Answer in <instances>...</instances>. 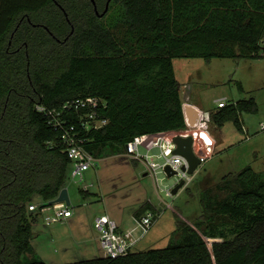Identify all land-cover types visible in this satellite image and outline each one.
Masks as SVG:
<instances>
[{"label":"trees","instance_id":"1","mask_svg":"<svg viewBox=\"0 0 264 264\" xmlns=\"http://www.w3.org/2000/svg\"><path fill=\"white\" fill-rule=\"evenodd\" d=\"M94 2L102 13L107 0ZM260 51L264 0H111L102 17L90 0H0V264H46L22 260L39 217L28 206L49 205L66 188L64 128L73 125L97 160L124 154L134 137L185 128L174 59ZM88 97L101 101L99 129H81L83 111L62 110ZM37 105L59 113L63 127ZM256 111L254 99L240 100L210 112V123L242 131L240 115ZM209 182L198 220L178 218L165 248L65 264H264V172L246 166ZM148 210L146 202L134 218ZM219 218L232 221V238L216 228ZM218 238L210 249L205 240Z\"/></svg>","mask_w":264,"mask_h":264},{"label":"rangeland","instance_id":"2","mask_svg":"<svg viewBox=\"0 0 264 264\" xmlns=\"http://www.w3.org/2000/svg\"><path fill=\"white\" fill-rule=\"evenodd\" d=\"M173 68L182 101L187 96L189 104L205 113L216 112L218 101L228 105L249 98L255 100L257 111L240 115L242 131L230 121L220 128L210 123L209 130L216 142L214 153L189 175L192 181L175 195L169 196L167 192L177 184L176 175L167 177L160 168L155 174L144 175L147 168L143 162L134 166L124 154L104 152L82 181L68 180L69 208L74 214L69 221L47 227L38 217L32 228L31 249L22 256L24 263L41 260L46 264H65L103 257L93 219L108 215L117 225L133 228V213L147 201L156 209L158 217L132 252L165 248L178 218L190 224L198 220L201 214L199 192L205 182L210 180L209 183L214 184L224 175L239 172L246 166L257 173L264 172V132L260 131V125H264L262 51L258 57L213 58L209 62L201 58H178L173 60ZM139 153L144 155L145 152L139 149ZM149 155L155 163L163 162L158 149H153ZM85 186L90 194L87 198L79 192ZM223 196L220 194L221 198ZM215 226L228 239L232 238L234 225L230 219L219 218ZM216 240L221 241V238ZM205 241L211 249L212 242Z\"/></svg>","mask_w":264,"mask_h":264},{"label":"built area","instance_id":"3","mask_svg":"<svg viewBox=\"0 0 264 264\" xmlns=\"http://www.w3.org/2000/svg\"><path fill=\"white\" fill-rule=\"evenodd\" d=\"M100 102L97 98L88 97L66 102L62 110L68 112L83 111V116L79 118L81 129H99L106 124L105 120L98 119L96 115ZM226 105L225 101L217 102L218 109ZM36 110L45 113L55 127H63V123L58 121L57 118L59 113L54 110L47 111L45 107L40 105L36 106ZM182 111L185 121L184 129L134 137L125 145L124 155L129 157L131 161L143 162L149 173L153 172L155 174L157 168L164 171L165 167H169L178 177V181L183 180L184 186H186L192 181V178L187 174L188 163L186 159L174 154L176 148L173 142L174 138L177 136L192 138V152L199 159V165L212 157L216 142L209 130L210 113H205L186 103L182 104ZM260 131L264 132V125H260ZM61 140L65 146L66 156L70 161V180L72 179L74 182L77 180L82 181L85 173L96 167L98 160L86 150L83 140L79 137V132L76 131L73 125L63 129ZM155 148L160 151L163 159L161 164L152 161L149 155V152ZM139 149L145 152L144 155L139 153ZM82 190L87 191V187L85 186ZM167 194L171 196L170 191ZM28 210L37 212L43 224L47 227L63 223L72 216V211L64 202L52 205L50 203L49 205L32 203L28 206ZM157 217V213L146 211L139 219H134L135 227L128 232H124L108 215L96 216L93 220V228L99 235L98 242L103 251V257L117 259L132 252V248L148 232Z\"/></svg>","mask_w":264,"mask_h":264},{"label":"water","instance_id":"4","mask_svg":"<svg viewBox=\"0 0 264 264\" xmlns=\"http://www.w3.org/2000/svg\"><path fill=\"white\" fill-rule=\"evenodd\" d=\"M90 1L94 7V11L96 15H98L99 17H102L106 14L108 10V5L111 0H107L105 9L102 13H98L94 0H90ZM173 142L176 146L174 150V154L180 155L186 159L188 163L187 174L189 175L193 174L195 170L197 169V167L199 166L200 161L194 156L192 152V138L177 136L174 138ZM164 172L167 175V177L175 176V173L171 171L169 167H165ZM183 187H184V181L183 180L178 181L177 184L173 187L171 194L175 195ZM62 202H64L67 207L70 205L67 188L62 189L59 192L57 198L51 201L50 204L52 205V204H57V203H62ZM208 241L214 243V242H217L218 240H208Z\"/></svg>","mask_w":264,"mask_h":264},{"label":"crops","instance_id":"5","mask_svg":"<svg viewBox=\"0 0 264 264\" xmlns=\"http://www.w3.org/2000/svg\"><path fill=\"white\" fill-rule=\"evenodd\" d=\"M182 100V99H181ZM184 103H186V104H189L188 103V101H187V96H185V98H184V100L182 101V104H184ZM191 105V104H190ZM193 106V105H192ZM195 107V106H194ZM196 108H198V107H196ZM199 109V108H198ZM201 110V109H200ZM137 165H138V162H137ZM147 168V167H146ZM147 174H149L148 173V170L146 169L145 170V173H144V175H147ZM69 196V195H68ZM147 203H149L151 206H152V208L155 210V211H153V210H148V211H153V212H155V213H158L157 211H156V209L153 207V205L149 202V201H147ZM134 214V213H133ZM73 215L74 214H72V216L70 217V218H72L73 217ZM70 218H68V219H66V221H69V219ZM135 218H134V215H133V220H134ZM94 220V219H93ZM190 224V223H189ZM118 227H119V229L121 230V231H124V232H128V231H130L132 228H123V227H121V226H119L118 225Z\"/></svg>","mask_w":264,"mask_h":264}]
</instances>
